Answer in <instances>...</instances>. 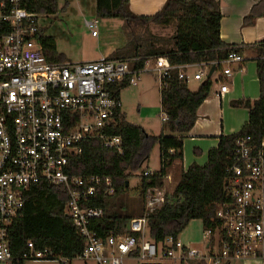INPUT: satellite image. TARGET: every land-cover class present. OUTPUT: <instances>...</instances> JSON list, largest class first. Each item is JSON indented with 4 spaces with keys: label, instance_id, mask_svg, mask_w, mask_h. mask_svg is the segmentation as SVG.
I'll use <instances>...</instances> for the list:
<instances>
[{
    "label": "built area",
    "instance_id": "obj_1",
    "mask_svg": "<svg viewBox=\"0 0 264 264\" xmlns=\"http://www.w3.org/2000/svg\"><path fill=\"white\" fill-rule=\"evenodd\" d=\"M40 15L28 12L21 0H0V264L12 262L8 229L23 207L25 190L43 182L66 190L64 212L84 241L78 256L84 260L97 264L264 260V138L257 150L248 136L236 139L225 183L228 200L218 205L215 225L204 230L203 252L172 235L159 242L147 237L146 217L164 201L165 192L159 187L146 190L143 214L129 220V230L138 236H98L89 224L103 215V208L87 203L101 185L112 194L111 179L67 173L69 158L81 153L84 139L95 138L104 147L120 149V136L107 134L115 110L122 107L109 89L112 84L127 80L133 87L143 74H155L160 91L171 70L177 69L178 77L188 80L187 70L195 67L193 79L201 81L216 63L220 68L210 78L216 73L228 78L231 70L224 65L241 62L242 57L231 50L223 60L201 64L172 65L164 55L50 62L40 43ZM84 24L92 36H98L97 19H85ZM227 90L221 83L219 93ZM165 120L162 113L161 121ZM27 247L23 256L27 260L55 257L48 249L34 250L32 242ZM58 259L62 264L70 262Z\"/></svg>",
    "mask_w": 264,
    "mask_h": 264
},
{
    "label": "trees",
    "instance_id": "obj_2",
    "mask_svg": "<svg viewBox=\"0 0 264 264\" xmlns=\"http://www.w3.org/2000/svg\"><path fill=\"white\" fill-rule=\"evenodd\" d=\"M129 4L130 0H96L95 15L100 19H122L128 29L133 23L173 26V34L170 37H152L145 45L137 46L133 54H112L108 58L164 55L172 65H183L214 63L225 59L231 50L240 52L220 38L222 13L217 0H166L161 9L150 15L134 14ZM21 6L31 13L54 14L58 10V0H21ZM251 16L252 11L245 18L246 22L251 21ZM39 37L48 61H65L58 55L52 36H43L40 29ZM254 48L259 97L244 103L248 108V121L239 131L220 135L217 146L207 152L205 164L192 163L181 171L174 188L164 193L163 204L146 217L149 239L159 242L168 235L178 238L189 221L194 219L202 222L204 230L213 227L218 205L228 200L225 183L236 139L248 136L249 144L255 150L259 148L264 138V41L256 43ZM219 68L220 64L216 63L215 69ZM211 80H201L197 89L191 91L188 80L178 77L177 69L170 71V77L164 79L165 85L160 90V108L166 120L162 122L159 135L147 133L141 126L129 122L125 113L117 109L107 134L120 136V149L104 147L95 138L81 141V153L69 158L67 173L82 178L104 175L111 179L114 191L108 194L107 188L101 185L87 203L103 208V215L89 224L98 236L139 235L129 230V220L133 217L120 214L124 206L119 198L129 188V177L141 169L155 145L159 147L160 168L149 175L141 174L139 186L143 198L149 187H162L167 168L175 160L182 159L184 136L195 123L198 107L210 94ZM125 87H128L127 80L114 83L109 89L119 98L121 89ZM22 198L23 207L8 229V244L13 257L11 264H24L28 242H32L34 250H50L54 258L71 260L82 253L84 241L64 212L68 195L63 187L39 183L26 189ZM142 214L143 210L137 216Z\"/></svg>",
    "mask_w": 264,
    "mask_h": 264
},
{
    "label": "rangeland",
    "instance_id": "obj_3",
    "mask_svg": "<svg viewBox=\"0 0 264 264\" xmlns=\"http://www.w3.org/2000/svg\"><path fill=\"white\" fill-rule=\"evenodd\" d=\"M96 0H58V10L54 14H41L39 25L43 36H52L56 51L64 60L80 62L100 55L127 56L133 54L137 46H143L152 37H170L173 26H159L153 23H133L128 29L122 19H100L95 15ZM85 19H97L98 37H93L84 24ZM138 40V41H137ZM196 70V69H195ZM194 69L191 70V76ZM217 75V73H216ZM215 75V76H216ZM211 91L215 89L217 81L212 80ZM198 84L193 81L191 85ZM191 89L195 91L194 86ZM122 111L126 119L141 126L147 133L159 135L162 132L160 108V91L155 74H143L137 86H128L120 91ZM159 147L155 145L149 159L141 169L129 177V188L119 201L123 204L121 215L137 216L143 210V195L140 189L141 174L144 170L155 171L160 167ZM174 184V183H173ZM171 185L165 189L170 192ZM204 226L198 219L189 221L180 232L178 238L191 248L204 251ZM236 262V261H235ZM232 262V263H235ZM24 264H61L58 258L42 260H25ZM69 264H97L93 260L76 257Z\"/></svg>",
    "mask_w": 264,
    "mask_h": 264
},
{
    "label": "crops",
    "instance_id": "obj_4",
    "mask_svg": "<svg viewBox=\"0 0 264 264\" xmlns=\"http://www.w3.org/2000/svg\"><path fill=\"white\" fill-rule=\"evenodd\" d=\"M165 1L130 0L129 8L136 15H150L161 9ZM217 1L220 3L222 13L220 38L225 43L234 45L239 49L240 52L237 54L242 57V61H231L224 65L230 68V77L220 78L218 73L219 78L217 75L213 76L217 85L198 107L195 123L184 136L182 159L175 160L167 168L161 187L164 192L171 185V182L174 184L170 190L174 188L181 171H185L190 164L203 165L206 163L207 152L217 146L220 135L239 131L248 121V108L244 106V103L246 101L253 102L259 97V83L256 73L257 55L254 47L256 43L264 41V0ZM251 11L253 12L251 21L246 22L245 18L251 14ZM101 56L104 55L80 62L94 60ZM193 69V73H195V67L187 70L188 86L191 91H193L191 86H194V90H196L200 83L198 80V84L191 85L193 81H197L192 79L191 70ZM221 83H225L228 90L220 94ZM119 99L121 100L120 95ZM165 134L169 135L168 133ZM146 170L154 172L150 169ZM231 264H264V260L249 259Z\"/></svg>",
    "mask_w": 264,
    "mask_h": 264
},
{
    "label": "water",
    "instance_id": "obj_5",
    "mask_svg": "<svg viewBox=\"0 0 264 264\" xmlns=\"http://www.w3.org/2000/svg\"><path fill=\"white\" fill-rule=\"evenodd\" d=\"M214 69H215L214 66H211V67H210V69H209V71H208V74H207V76H206V79L210 78V76H211L212 72L214 71Z\"/></svg>",
    "mask_w": 264,
    "mask_h": 264
}]
</instances>
